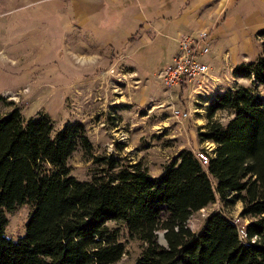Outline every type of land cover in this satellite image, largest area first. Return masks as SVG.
I'll list each match as a JSON object with an SVG mask.
<instances>
[{"label":"trees","instance_id":"1","mask_svg":"<svg viewBox=\"0 0 264 264\" xmlns=\"http://www.w3.org/2000/svg\"><path fill=\"white\" fill-rule=\"evenodd\" d=\"M258 33L260 52L233 71L264 85V28ZM253 87L209 103L197 126L199 140L214 143L207 164L182 148L157 175L140 161L94 154L81 120L54 129L44 112L25 117L13 106L0 115V264H113L125 252L122 231L141 242L135 264H264V97ZM220 108L233 112L225 122L214 118ZM77 147L102 165L90 179L70 173ZM217 197L241 201L243 229L215 211L192 230L189 217ZM22 203L31 207L25 234L8 237L5 211Z\"/></svg>","mask_w":264,"mask_h":264},{"label":"crops","instance_id":"2","mask_svg":"<svg viewBox=\"0 0 264 264\" xmlns=\"http://www.w3.org/2000/svg\"><path fill=\"white\" fill-rule=\"evenodd\" d=\"M21 1L35 4L40 11L46 5L52 16L61 20V26L67 19V36L83 39L88 36L89 41L82 43L77 38L72 48L67 47L66 62L57 66L51 81L65 85L68 119L85 122L95 145L108 144L116 131L125 129L128 136L129 131L136 129L137 108L146 86L138 90L142 80L139 70L144 73L143 79L151 82L150 90L163 91L155 74L154 80L159 85L152 83L154 80H149L145 71L169 63L182 36L206 30L209 50H213L211 56L202 60L208 65L207 72L179 84L190 93L195 88L200 90L201 81L214 77V71L221 69L224 75L234 73L236 64L248 61L241 56L256 53L255 36L264 28V0H6V3ZM76 55L85 61L78 62ZM256 55L248 59L253 60ZM113 66L121 77L108 70ZM215 94L199 108L205 115ZM205 120L197 124H204ZM108 136L112 137L106 141ZM115 142L117 147L122 144ZM161 168L152 175H157Z\"/></svg>","mask_w":264,"mask_h":264},{"label":"rangeland","instance_id":"3","mask_svg":"<svg viewBox=\"0 0 264 264\" xmlns=\"http://www.w3.org/2000/svg\"><path fill=\"white\" fill-rule=\"evenodd\" d=\"M37 7L35 4L22 1L8 4L6 0H0V115L13 106H17L25 117L44 112L53 120L54 129H58L65 122L71 121L68 119L70 116L67 115L69 101L63 93L65 85L52 82V74L57 66L66 62L67 47L72 48L75 44L74 40L78 38L82 43L89 40L86 39L88 36L84 37L85 39L82 36H67V19L61 26V20L52 16V11L49 8L46 9V5L41 11L36 9ZM262 39V35L256 34L255 49L257 50H255L256 53L248 55L249 57L260 52ZM212 53L211 48L200 59L206 60ZM248 56H241V59L250 61ZM74 58L78 62L85 61L80 55ZM86 59L87 62L90 61L88 57ZM157 67L146 69L149 80L155 79L153 71L157 70ZM115 69L116 67L113 66V72L117 74V77H121ZM209 73H211L210 70ZM213 74L214 77L210 76L201 81L200 90L195 88L189 93L190 90L183 91L178 84L172 88V93L171 89L169 91L150 90L151 82L146 78L143 79L144 73L139 70L142 80L138 83V90L146 86L137 108L139 119L136 129L129 131L128 136L125 129L116 131L112 135L113 140L111 139L108 144L95 145L93 142V153H112L129 163L140 161L148 171L150 169L152 174L170 161L182 148H192L193 152L202 148L212 149L214 147L212 141H201L197 137V123L206 119L205 112L199 109L204 107V100L217 91L239 86H254L253 91L264 97V85H254L248 77L233 72L224 75L221 69L214 71ZM125 79L123 76L122 80ZM155 81L152 83L159 85ZM172 106L188 109L189 116L185 119H177L172 114ZM232 113L231 109L220 108L216 110L214 118L225 122ZM112 136H108L106 141ZM115 141H120L121 146L117 147ZM67 164L70 167V173L81 180L90 179L93 174L100 171L102 166L86 157L80 147L72 152ZM30 209L29 204L22 203L5 211L7 222L3 231L6 236L17 238L25 234V222ZM241 210L240 200H235L228 205L222 203L217 197L215 201L195 211L187 223L192 230L197 231L210 212L218 211L243 229L249 218L242 216ZM120 239L125 245V252L113 264H135L140 254L141 242L127 237L125 231H122ZM158 240L162 244L165 243L161 231L158 232Z\"/></svg>","mask_w":264,"mask_h":264},{"label":"built area","instance_id":"4","mask_svg":"<svg viewBox=\"0 0 264 264\" xmlns=\"http://www.w3.org/2000/svg\"><path fill=\"white\" fill-rule=\"evenodd\" d=\"M207 39L208 32L206 30H200L194 35H184L179 39L177 53L169 63L155 72V77L164 90L169 91L183 81L191 80L207 72V63L200 59V55L209 50ZM110 71H113V68ZM189 113L188 109L172 106V114L177 119H185ZM210 150L211 148H202L195 151L197 158L204 165L208 163Z\"/></svg>","mask_w":264,"mask_h":264},{"label":"water","instance_id":"5","mask_svg":"<svg viewBox=\"0 0 264 264\" xmlns=\"http://www.w3.org/2000/svg\"><path fill=\"white\" fill-rule=\"evenodd\" d=\"M162 237H163V235H162ZM164 239V238H163ZM160 243H162V242H160Z\"/></svg>","mask_w":264,"mask_h":264}]
</instances>
